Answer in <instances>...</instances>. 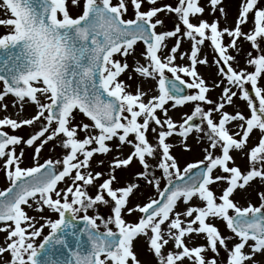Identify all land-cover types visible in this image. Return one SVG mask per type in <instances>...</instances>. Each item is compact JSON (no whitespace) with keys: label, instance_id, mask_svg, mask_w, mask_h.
<instances>
[{"label":"snow or ice","instance_id":"snow-or-ice-1","mask_svg":"<svg viewBox=\"0 0 264 264\" xmlns=\"http://www.w3.org/2000/svg\"><path fill=\"white\" fill-rule=\"evenodd\" d=\"M0 10V110H16L0 117V264H264V190L258 204L233 199L264 186V0H239L231 27L220 26L223 0H0ZM161 13L176 18L172 29ZM241 40L251 49L242 68L232 54ZM138 45L143 62L130 66ZM205 47L211 83L197 68L209 65ZM27 104L34 114L17 119ZM189 104L180 120L169 115ZM22 126L35 130L25 137ZM193 133L203 158L181 166L170 138L191 151ZM49 143L62 154L41 162ZM113 149L106 172L95 171L94 156ZM134 161L140 169L120 184L116 171ZM142 186L154 195L132 203ZM194 238L205 242L189 246ZM137 240L152 261L139 258Z\"/></svg>","mask_w":264,"mask_h":264},{"label":"rangeland","instance_id":"rangeland-1","mask_svg":"<svg viewBox=\"0 0 264 264\" xmlns=\"http://www.w3.org/2000/svg\"><path fill=\"white\" fill-rule=\"evenodd\" d=\"M114 2H115V0H114ZM161 2H170V0H161ZM201 3H204V0H201ZM238 3H239V0H223V6H224L226 13H227V19L225 20L223 17H220L219 12L216 13V16L220 17V26L221 27H224V26H230L231 27L234 25V21H235L236 15H237ZM0 14H2V10H0ZM129 15H131V10H130ZM159 15L164 19V28L170 30L174 27V22L176 19L174 16L165 17L163 13H161ZM126 18H128V17H126ZM204 18L208 19L209 21H211L213 19V17L211 15H209L208 12L205 13ZM160 30H163V29H161L158 26L157 31H160ZM245 30H247V29H245ZM225 40L227 41V37H225ZM174 43H175V38H169L167 40V44L169 47H171ZM239 47L241 48V52L239 54H237L235 51H232V54L234 56H236V60L239 62V67L242 68V67H245L246 53L251 49H250V45L248 43L244 42L243 40L239 41ZM142 49H143V46L138 45L136 47V52L133 55H130L127 57V61H128L130 66L133 65L134 60H136V59H141V62H143V60L140 56ZM188 49H189V42L186 40L182 41L180 50L181 51H187ZM203 53L207 55L208 60H209V65H198L197 68H198L199 73L205 78V80L207 82L211 83L214 79H218V77L216 76V68L212 64L213 53L209 47H205L203 49ZM116 58L121 59V57H119L118 55ZM177 63L178 64H184V63H187V60H180L178 58ZM121 79L127 80V75L126 74L122 75ZM128 82L133 84V90H134L135 84L138 81L132 80V81H128ZM151 85H152L151 81H147V82L143 83V87L145 89L150 88ZM219 92H220V89L217 88L213 91H210L208 93V95L213 99H217ZM11 99H12V97L9 96L5 99L4 102H9V101H11ZM191 107L192 106L189 104L188 106H186L184 108H179L175 111L170 110L169 115H171L174 120H180L182 118V114L184 112H188ZM234 107L237 110H240L243 107V102L237 101L236 104L234 105ZM227 110L231 112L233 109L228 108ZM34 111H35L34 105L27 104V105H25V107H24L23 111L20 113V115L16 116V118L19 119L22 117H28V116L34 114ZM5 114H12L14 116L16 115V110L12 107L11 103H9L7 113L0 110V117H2ZM34 130H35V126H22L19 130H17V133L22 135V136L27 137V135L32 133ZM198 136H199V134L193 133L188 138L187 142L192 146L191 151H184L183 150L182 146L179 143L180 138L178 136L174 135L172 138H170L169 142L173 143V145H174V147L171 149L172 154L177 157L181 166H183L184 164H186L188 162H193L195 160L203 158V151H202L203 141L197 142ZM149 139H152L151 133H149ZM256 140H257V134L253 133L249 143L250 144L255 143ZM115 151L116 150L113 149V151L110 152L108 155H96V156H94V158L92 160L93 169L95 171L106 172V170L108 169L109 161L115 155ZM129 151H130V149L128 147H124L122 149L123 155H127ZM31 153H32L31 148L25 149V156L23 159L22 166H31V164H32ZM61 154H62L61 148L57 147L55 150H52V143H49L42 150L40 159H41V162H43V159H46L48 157H52V158L56 159V158H59L61 156ZM232 154L235 156L236 164L239 165L242 169H245L247 167L246 157L240 152H233ZM100 160L104 161L103 165H100L97 163V161H100ZM140 167L141 166L138 164V162L134 161L131 164L129 169H127V170H119L118 169L116 171V176H117V179L120 182V184L125 183V181L128 178H130L134 174L135 171L139 170ZM119 174H121V177H119ZM157 174H159V172ZM6 186H7L6 177L4 176L3 172H0V188L6 187ZM213 188H214V190L219 191L215 185H213ZM257 190H264V186H262L259 183V181L253 182L251 187L246 188L245 190H237L233 199L235 201H238L241 206H247V203L249 201H251L253 204H258L259 201H258L257 195H256ZM90 192H94V190L90 189ZM153 195H154V191L152 189L145 187V186H142L131 197V202L132 203H143L146 201L147 197H150ZM194 203H195V201H194ZM95 212L100 214V215L107 217V215L109 214V209H108V207L101 205L98 209L95 210ZM34 214L35 213L33 211L29 210V215H34ZM90 214H93V210H90ZM126 218L129 220L135 219V217H133V216H128ZM98 223H99V221H98ZM217 223H219V222H217ZM3 236H4V234L0 233V238ZM204 242L205 241L203 238H194L190 241L189 246L200 245V244H203ZM142 250L147 252L148 255H150V256L145 257ZM136 251L139 255V258L142 261H144V262L152 261V259H153L152 254L145 250V247H144L142 240L136 241ZM208 255L210 256L211 253H208ZM222 255H223V253H222Z\"/></svg>","mask_w":264,"mask_h":264},{"label":"bare ground","instance_id":"bare-ground-1","mask_svg":"<svg viewBox=\"0 0 264 264\" xmlns=\"http://www.w3.org/2000/svg\"><path fill=\"white\" fill-rule=\"evenodd\" d=\"M119 177H121V174H119ZM220 228H221V231H222V232L226 231L225 228H224V226H223V224L220 225ZM3 237H4V236H3ZM3 237H1L0 240H3ZM142 251H143V254H144L145 257H149V256H150V255H148V253L145 252L144 250H142ZM257 259H258V260H264V258H262V257H257Z\"/></svg>","mask_w":264,"mask_h":264}]
</instances>
